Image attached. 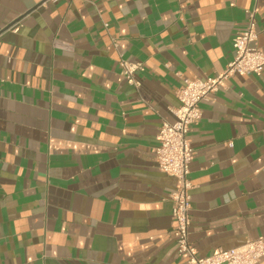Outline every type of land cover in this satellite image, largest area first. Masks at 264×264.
Returning <instances> with one entry per match:
<instances>
[{"label":"crops","instance_id":"0c3cea01","mask_svg":"<svg viewBox=\"0 0 264 264\" xmlns=\"http://www.w3.org/2000/svg\"><path fill=\"white\" fill-rule=\"evenodd\" d=\"M252 7L264 52V0H0V264H186L158 130ZM200 105L189 238L207 256L264 237V69Z\"/></svg>","mask_w":264,"mask_h":264},{"label":"built area","instance_id":"2783aa9c","mask_svg":"<svg viewBox=\"0 0 264 264\" xmlns=\"http://www.w3.org/2000/svg\"><path fill=\"white\" fill-rule=\"evenodd\" d=\"M257 12V7L246 9L247 26L233 36L234 56L223 71L207 79L184 78L176 91L179 104L172 108L175 117L163 121L158 130L156 160L160 171L176 178L171 192L175 250L178 255H187L186 264H257L264 256V237L247 240L238 248L217 249L207 256L202 255L189 238L192 208L189 175L195 153L190 129L202 118L201 102L223 86L227 78L235 74H259L264 69V52L258 47ZM9 29L19 31L20 23ZM121 65L123 76L138 86L140 82L135 75L142 65L129 61H122Z\"/></svg>","mask_w":264,"mask_h":264}]
</instances>
